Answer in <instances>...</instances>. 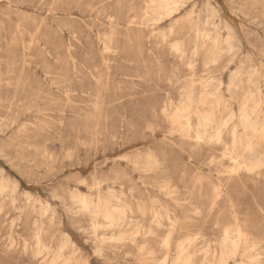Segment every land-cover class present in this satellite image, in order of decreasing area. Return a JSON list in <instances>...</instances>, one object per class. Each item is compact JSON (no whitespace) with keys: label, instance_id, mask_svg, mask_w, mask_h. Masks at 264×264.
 Returning a JSON list of instances; mask_svg holds the SVG:
<instances>
[{"label":"rangeland","instance_id":"374dc122","mask_svg":"<svg viewBox=\"0 0 264 264\" xmlns=\"http://www.w3.org/2000/svg\"><path fill=\"white\" fill-rule=\"evenodd\" d=\"M0 264H264V0H0Z\"/></svg>","mask_w":264,"mask_h":264},{"label":"bare ground","instance_id":"6f19581e","mask_svg":"<svg viewBox=\"0 0 264 264\" xmlns=\"http://www.w3.org/2000/svg\"><path fill=\"white\" fill-rule=\"evenodd\" d=\"M156 7V6H155ZM160 8L162 9V10H167L168 9V3H167V1H164L163 3H161L160 4ZM154 9V8H153ZM200 36V35H199ZM198 40V39H197ZM200 44V43H199ZM211 122H212V119L211 118H209V117H203V119H202V125L204 126V127H206V126H208V125H210L211 124ZM244 124H245V126H246V128H249L250 127V122H249V119L247 118V117H244ZM198 131H199V129H198ZM197 136V135H196ZM201 140V139H200ZM14 203V202H13ZM84 205L85 206H88V202H86V201H84ZM106 217L108 218V219H110V220H113V218L111 217V215H110V213L107 211L106 212ZM228 242V239L226 238V240L224 241V243H227Z\"/></svg>","mask_w":264,"mask_h":264}]
</instances>
